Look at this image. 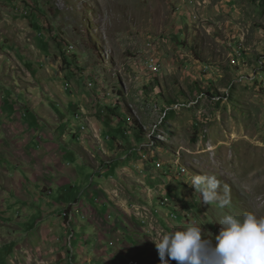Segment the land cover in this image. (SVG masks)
<instances>
[{
    "label": "rangeland",
    "instance_id": "rangeland-1",
    "mask_svg": "<svg viewBox=\"0 0 264 264\" xmlns=\"http://www.w3.org/2000/svg\"><path fill=\"white\" fill-rule=\"evenodd\" d=\"M20 15L27 17L35 28H43L48 47L56 49L68 43L76 47L70 46L75 50L69 55L61 48L64 54L60 53V66L51 70L61 74L60 82L64 91L69 90L70 101L82 97L80 102L89 111L85 112L86 117L95 122L92 126L90 121L85 123L81 110L77 113V108L71 106L67 122L61 124V144L68 146L61 151L73 150L75 155L81 151L85 156L78 152L77 164L70 163L73 169L62 171V184L73 181L80 187L85 181L87 187L61 192V198H50L54 203L46 200L47 188L43 185L47 183L40 181L49 172L48 165L45 164L46 169L41 165L47 153L45 148L40 151V164L36 165L31 154L25 157L24 151L18 153L20 146L14 145L16 154L0 144V222L15 223L6 214L16 216V207L45 208L58 204L62 209L61 213H50L46 226L41 224V210L36 223L42 227L25 235L34 246L26 251L32 259L16 255L17 264H75L74 259L70 260L74 255L71 249L75 250L78 241L87 255H92L85 264H124L130 258L140 264H161L158 250L150 254L142 250L138 256L128 251L118 260L110 255L104 258L102 254L100 260L91 252L95 247L115 255L125 251L123 234L114 235L112 231L116 224L117 231L124 235L138 231V225L133 228L122 217L128 213L135 218L136 207H109L107 213L95 204L99 200L89 199L96 198L97 191L98 198L107 197L115 206L109 200L110 194L119 201L120 193L113 191L118 183L141 182L131 168L134 166L143 174L142 160L151 162L156 170V162L165 164L167 196L172 201L176 199L182 211L179 218H171L173 228L165 227V232L195 225L202 228L203 238L215 244L220 230L217 222L223 215L239 217L253 212L264 216V0H0V21ZM64 55L70 57L68 62L73 67L65 65ZM157 64L159 70L148 67ZM12 72L18 85L17 71ZM26 132L18 129L16 142L23 143L22 147L28 145L30 138L29 133L24 136ZM84 142L86 148H93L91 152H98L97 160L85 155L81 148ZM179 165L188 167L189 174L179 175ZM108 166L107 174L97 173ZM6 167L12 175L18 170L29 176L38 174L35 180L43 192H35L37 183H31L28 196L12 192L11 202H4V191L9 186L4 180ZM130 169L132 173L127 175ZM75 171L79 174L76 180ZM182 172L186 170L183 168ZM194 175L216 176L220 182L218 196L229 200V205L221 208L218 202L204 204L200 194L189 185ZM14 183L18 186L19 181ZM77 200L82 201V207L70 211L69 217L73 214V221L78 222L73 226L75 233H71L70 228L64 229L68 221L64 208ZM157 206L162 217L168 210L159 201ZM82 212L97 226L83 224ZM97 228L102 233L110 230L105 234L106 240L96 237ZM5 240L9 239L0 237V247ZM154 247L151 245L149 251ZM0 263L5 260L0 259ZM169 264L177 262L169 260Z\"/></svg>",
    "mask_w": 264,
    "mask_h": 264
},
{
    "label": "crops",
    "instance_id": "crops-1",
    "mask_svg": "<svg viewBox=\"0 0 264 264\" xmlns=\"http://www.w3.org/2000/svg\"><path fill=\"white\" fill-rule=\"evenodd\" d=\"M44 36L46 37L47 35L45 34L43 28H35L31 24L29 19L23 15H20V18L12 17V20L3 19L2 21H0V144L4 145L5 149H10L15 153L16 150L14 148V145L20 146L21 148L19 149L18 153L24 151L23 156L25 157H29V155L31 154L33 160L36 158V165L40 164V151L45 148L47 153L42 159L43 163H41V165L45 169V164L48 165L47 170L49 172L47 173V177L43 178L40 181H45L47 183L46 185H43V187L47 188V193L45 194L48 196V198L46 200H51L54 203V199L50 198H53L55 196H59L58 199L61 198V192H65L70 188L82 189L87 187L85 181H82L81 185L79 184L80 187H76L75 182L73 181H66L64 182V184H62V171L69 167L70 169H73V166L71 167L70 163L72 162L74 164H77L79 151L76 152L77 156L73 153V150H70L68 152L61 151V148L67 149L68 147L67 143H65V147L61 144L62 136L59 133V131L61 130V124L67 122V113H72L71 106H75L77 108V113L79 112V110H81L80 116L82 117V119H84L83 121H85V123H88L90 121L92 126L95 121L93 120V118L89 120V116L86 117L85 112L88 113L89 111L84 107L82 102H80L82 100V97H75V102L70 101V97L67 94L69 93V90L65 89L67 92L64 91V87L60 82V79L62 78L61 74H57L56 69L51 70V68L60 66L59 64L62 60L60 56V50L62 47L61 45H59L58 47L56 46V49L48 47L46 45ZM8 60L10 61V64H8ZM12 71H17V76L20 81L18 85H15L17 81L14 79V74H12ZM23 83H26V85L23 86ZM75 103L77 104L74 105ZM58 104H61V106H59ZM61 107L65 110L66 113L64 112V110H62ZM20 128L24 132L29 131L26 132L24 136L28 133L30 134L28 145H23V147V143L19 144L18 142H16V140L18 139V129ZM20 136L22 137L23 135ZM76 138L77 136L74 135L73 139ZM109 143L110 142L108 141L106 144L109 146ZM84 144L85 142L81 144V148L85 155L91 157L94 160H97V158H99L98 152H91L92 147L90 149L86 148ZM80 153H82L81 151L79 152V155L84 158L85 156ZM109 153L110 152L108 151V154ZM25 159L29 161V158ZM113 161L115 162V159ZM134 161L137 160L135 159L131 162H128L129 164H131ZM6 163L9 164L8 161H6ZM140 163L142 164L141 169L143 174H141L140 171L134 166H132L131 169H134V171L136 172L134 175L137 176L141 180V182H138V185H136L135 183H132V185H121L120 183H118L117 188L113 191H118L120 193L119 201L114 200L112 195L113 193H111L109 196L110 202L114 203L115 206L111 205L109 201H107V197L106 199L98 198L100 196V193H97V191L96 198H90L89 200H99V204H97L96 202L95 204L99 207H103L104 210H107V213H110L109 207H140L146 205L151 210L155 209V205H157L158 201L157 198L159 197L158 194L167 192V183L165 180H163L165 176L163 175V173L160 174L158 170L154 169L151 166V162L142 160V162ZM131 169L130 173H127V175L132 173ZM93 170L95 169L93 168ZM9 171L10 170L6 167V175L4 180L6 181V185L9 186L6 187V191H4L6 193V195L4 196V202H11L10 194L12 192L13 195L18 194L22 196H28V193L30 192V189H28V187L31 188L30 185H35V183H37L34 186L35 192L42 191L43 187H41L40 183L36 182L35 180L36 178H39L38 174L29 176L22 170H18L15 175H12V173ZM108 171H110L109 166L105 171H98L97 173L100 176H103L107 174ZM75 172L77 173V171ZM78 178L79 174L77 173L75 180ZM109 179L111 178H107V180ZM113 179L116 178L113 177ZM30 180H32V182ZM14 181H19L18 186L14 183ZM101 181L103 180L101 179ZM93 183H95V180L93 181ZM131 187L133 189H130ZM104 192L105 191H102V193ZM7 196L9 197L7 198ZM62 198V200L66 201L65 197ZM81 202L82 201L77 200L75 202L76 204L72 203L70 207H73V209H75L74 207L77 208L78 206L82 207L80 206ZM174 203L178 204L177 201H175ZM56 206L45 208L16 207L15 209L18 211L16 216H11L10 213L6 214V218H8L10 222L15 223H9L8 221L0 222V237L7 240L9 239L8 241L5 240L4 242H2L4 243L3 248L0 247L2 248V257L0 259L5 260L4 264H17L16 255L25 256L28 258V260L32 259L31 255L29 253H26V251L34 246L29 243V239L26 238L25 235L29 233L28 231L30 230L37 231V229L42 227V223H48L51 219L50 213L54 215L62 210L58 204ZM89 207H95V205ZM68 208L69 207H65L64 209L67 210ZM8 209L11 210L12 208L8 207ZM156 209L159 208L156 207ZM41 210H43L45 213H42V215H44V220L42 219V222L40 224L36 222L40 221L39 218ZM81 214L83 215L80 216H82L83 220H85L83 224L87 223V225L91 227L97 226L96 223H93L90 219L87 218L86 214H84L83 212ZM168 216V211L162 213V218L160 219L164 226H166L165 222L167 221ZM122 217L127 220L129 226L135 228L138 225V231H134L133 233L124 235V233H120L119 230L117 231V229L119 228L116 224V227H114L115 230H112L113 232H115L114 235L120 236L121 234H123L121 237L123 242L122 248L125 249V251H120L121 256H126L127 253H130L128 251H133V253H136L135 255L137 256L142 254V250L144 252L148 251L149 254L151 252H156L157 249L155 247L153 251H149L148 249L151 248V245L155 246V243L153 242L151 237L152 233L148 232L146 227L142 225L137 218H131L128 213H123ZM115 219H118L117 216ZM102 224L105 225V223ZM125 224L126 221L122 223L124 227ZM64 229H66L65 224ZM48 230L43 231H46V233H48ZM100 230L101 228L98 229L97 234H99V236L97 235L96 237H98V239H100L101 241L106 240V235H108L107 233H110V230L107 229V233H102L100 232ZM116 231L118 232V234L116 233ZM37 239H39V236H37ZM142 241H146L145 244L147 245L144 246ZM14 249L19 250L14 251ZM78 249L80 250L79 258L78 255H76ZM92 250L91 252L94 255L99 256L100 260H102L100 256L101 254L104 256V258L109 257L110 255L112 256V258L115 257V260H117V255H115L111 251L108 252L107 249H104L102 247H95ZM18 251H20L21 253H19ZM87 252L88 251H85L84 248H82L81 242L78 241L77 246L74 250V257L77 259L76 264H85L86 259H88L89 261L91 260L92 255L91 257H89V255H87ZM109 262H111V260H109Z\"/></svg>",
    "mask_w": 264,
    "mask_h": 264
},
{
    "label": "clouds",
    "instance_id": "clouds-1",
    "mask_svg": "<svg viewBox=\"0 0 264 264\" xmlns=\"http://www.w3.org/2000/svg\"><path fill=\"white\" fill-rule=\"evenodd\" d=\"M71 45L73 44L68 43L63 47L62 44V50L68 54L73 53L76 47L73 45L75 49L71 50ZM71 67H73L72 64ZM156 164L157 170H161L163 175L167 176V171L164 170L165 164L161 162ZM183 168L186 172H182ZM178 169L179 175L189 174L186 166L179 165ZM189 185L200 194L202 202L206 205L218 202L219 207L225 208L230 203L229 200L220 199L218 196L217 189L220 182L214 175H194ZM167 195V192L161 193L159 195L162 196L161 199L157 198L161 206L168 209L169 216L167 221H164L166 226L160 220L161 210L156 209L157 205L153 210L146 205L136 207L135 213V218L146 227L148 232L152 233L151 237L158 250L161 264H169V260H175L177 264H264V216L258 217L253 212H245L239 217L232 214L223 215L217 222L220 230L213 244L210 240L203 238V230L199 226L189 225L165 232V227L173 228L170 223L171 218H179L178 213L182 212L174 203L176 199L172 201ZM65 211L64 216L67 213V210ZM69 218L66 228H70L71 233L72 231L75 233L71 221L74 219L73 214ZM71 238H74V235ZM73 240L71 239L69 244L71 247ZM110 245H113V242ZM71 254H74V249H71ZM73 259L77 262L74 255L70 257V260ZM132 262L140 264L139 260L133 258L128 259L124 264Z\"/></svg>",
    "mask_w": 264,
    "mask_h": 264
},
{
    "label": "trees",
    "instance_id": "trees-1",
    "mask_svg": "<svg viewBox=\"0 0 264 264\" xmlns=\"http://www.w3.org/2000/svg\"><path fill=\"white\" fill-rule=\"evenodd\" d=\"M255 1H257V0H255ZM61 54H64V52H60ZM63 60H64V62H65V65L67 66V67H71V64L68 62V60H67V57L64 55L63 56ZM109 116H112V114L110 113L109 114ZM112 118H113V116H112ZM104 120V119H103ZM106 121V120H105ZM72 210V207H69L68 209H67V213H66V216H65V218L67 217V219L69 220L70 218H69V214H70V211ZM72 221V224H73V226L74 225H77V223L76 222H74L73 220H71ZM141 255V254H140ZM117 258L118 259H122V258H124V256H121L120 254L119 255H117ZM117 259V260H118Z\"/></svg>",
    "mask_w": 264,
    "mask_h": 264
},
{
    "label": "built area",
    "instance_id": "built-area-1",
    "mask_svg": "<svg viewBox=\"0 0 264 264\" xmlns=\"http://www.w3.org/2000/svg\"><path fill=\"white\" fill-rule=\"evenodd\" d=\"M148 67L150 70H159L158 64L157 65H149ZM131 264H135V263L132 262Z\"/></svg>",
    "mask_w": 264,
    "mask_h": 264
}]
</instances>
